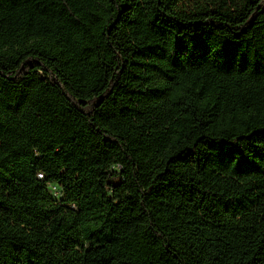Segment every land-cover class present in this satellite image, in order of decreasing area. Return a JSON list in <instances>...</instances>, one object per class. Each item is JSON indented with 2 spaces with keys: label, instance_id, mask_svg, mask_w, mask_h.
<instances>
[{
  "label": "trees",
  "instance_id": "1",
  "mask_svg": "<svg viewBox=\"0 0 264 264\" xmlns=\"http://www.w3.org/2000/svg\"><path fill=\"white\" fill-rule=\"evenodd\" d=\"M0 264H264V0H0Z\"/></svg>",
  "mask_w": 264,
  "mask_h": 264
},
{
  "label": "rangeland",
  "instance_id": "2",
  "mask_svg": "<svg viewBox=\"0 0 264 264\" xmlns=\"http://www.w3.org/2000/svg\"><path fill=\"white\" fill-rule=\"evenodd\" d=\"M52 191L58 193V190L55 187L52 188Z\"/></svg>",
  "mask_w": 264,
  "mask_h": 264
}]
</instances>
